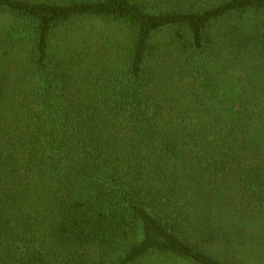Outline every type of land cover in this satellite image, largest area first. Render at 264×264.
<instances>
[{"label": "trees", "instance_id": "obj_1", "mask_svg": "<svg viewBox=\"0 0 264 264\" xmlns=\"http://www.w3.org/2000/svg\"><path fill=\"white\" fill-rule=\"evenodd\" d=\"M0 15V264H264V0Z\"/></svg>", "mask_w": 264, "mask_h": 264}, {"label": "rangeland", "instance_id": "obj_2", "mask_svg": "<svg viewBox=\"0 0 264 264\" xmlns=\"http://www.w3.org/2000/svg\"><path fill=\"white\" fill-rule=\"evenodd\" d=\"M0 19H2V15H0ZM91 25L97 27V29L93 32L91 30ZM81 26H85L88 28L86 33H125V31L118 27L114 23H107L106 21H98V20H86V21H76L74 24H62L52 32V33H72L75 31H79Z\"/></svg>", "mask_w": 264, "mask_h": 264}]
</instances>
